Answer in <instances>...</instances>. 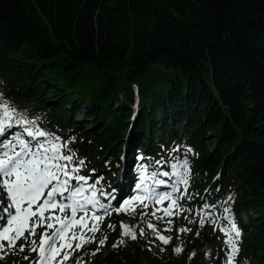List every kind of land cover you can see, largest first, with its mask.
<instances>
[{
  "label": "trees",
  "instance_id": "16d2710c",
  "mask_svg": "<svg viewBox=\"0 0 264 264\" xmlns=\"http://www.w3.org/2000/svg\"><path fill=\"white\" fill-rule=\"evenodd\" d=\"M156 65L172 73L141 102L130 89L128 101L109 104L106 91L90 96L70 85L87 67L140 77ZM0 96L67 142L70 167L83 159L79 174L103 179L104 192L116 190L119 199L141 175L158 180L184 160L193 167L166 254L153 255L141 241L148 208L116 213L118 197L103 196L111 219L100 233L112 246L84 252L82 264H226L217 229L199 226L212 215H231L241 230L235 264H264V0H0ZM121 222L137 228L136 240L121 236Z\"/></svg>",
  "mask_w": 264,
  "mask_h": 264
},
{
  "label": "snow or ice",
  "instance_id": "6c2138e0",
  "mask_svg": "<svg viewBox=\"0 0 264 264\" xmlns=\"http://www.w3.org/2000/svg\"><path fill=\"white\" fill-rule=\"evenodd\" d=\"M14 126L20 127L23 132L13 134L12 138L6 141H0V221L3 222L0 224V260L10 254L23 253L27 248L29 253L36 254L34 260H30L27 255L24 256V260L29 261V264H66L76 252L90 243L97 244L96 250L91 253L96 255L108 237L104 236L97 241L95 234L101 231L105 216L111 215L109 211L111 205L100 203L94 185L91 196H85V192L88 191L85 187L87 178L78 175L84 160L79 159L77 166L70 167L75 152L70 149L67 152L62 151L67 148V142L61 144L59 137L40 129L35 120L18 114L15 108L0 96V136L5 135L6 131ZM24 135L30 140H25ZM183 167L187 169V160L184 161ZM189 174L185 172L177 181L184 186V194L187 192ZM162 175L167 176L168 173ZM140 179L143 183L144 177ZM73 180L76 181V186L71 184ZM163 183L162 180L156 181V185ZM140 187L141 185L138 184L137 188ZM177 191L179 189L175 184L172 185L171 192L165 193H158L155 186L151 190L144 187L143 195L124 200L112 211L134 215L138 204L143 205L144 208L149 207L146 200L155 204L168 201L166 208H157L151 213L141 214L142 220L148 215L163 220L164 217L179 214L182 210V205L178 203V199L182 197L173 198V194ZM65 193L68 195L65 196ZM102 195L107 199L111 194L102 193ZM57 197L60 199L58 200ZM229 199L231 200V197ZM89 205L102 214L97 215L96 211H91L89 214L87 207ZM204 207L209 208L208 205ZM158 211H162L163 216H157ZM225 211L231 213L230 208H226ZM78 212L82 213L79 218H77ZM224 219L228 221L229 226L219 230L226 237L224 242L227 246L226 262L235 264L240 252L241 230L231 215L225 216ZM206 222L214 223L215 219L209 220L207 216H202L199 226L203 228ZM167 223L171 225L172 221L168 220ZM107 227L115 230L116 226L109 224ZM119 227L122 237L137 239V231L134 227L123 222ZM147 228L163 245L171 242L172 237L162 235L154 224L147 223ZM37 229L42 231L38 233ZM171 230V228L165 229V231ZM178 231L184 233L190 229L181 228ZM195 234L199 235V232ZM139 235H145L143 228L140 229ZM21 240L24 243L18 244ZM124 243L125 240L120 239L113 244V247H119ZM160 250L164 251L163 248ZM182 251L183 248L180 246L173 248V253L176 255ZM194 255L195 253H191L189 258ZM76 264H82V261L77 260Z\"/></svg>",
  "mask_w": 264,
  "mask_h": 264
},
{
  "label": "rangeland",
  "instance_id": "374dc122",
  "mask_svg": "<svg viewBox=\"0 0 264 264\" xmlns=\"http://www.w3.org/2000/svg\"><path fill=\"white\" fill-rule=\"evenodd\" d=\"M76 73L78 74V77L73 78V80L71 81L70 85L76 89V90H80L81 92L88 94V95H92L91 92L94 93H102L103 91H106L103 95V99L106 103H113V102H120V101H128V97L129 95V89L130 90H134L135 94H134V99L136 100V102H141V100H143V98L145 97V94L143 93L144 90L146 88H150L154 81L157 80L160 77H163V79L165 78V76L171 74L172 72H168L167 74L164 75L163 72V68L159 65L154 66L150 72L146 73L145 75H142L140 77H130L128 71H123L121 74H116L113 75L110 72H106L104 69L102 68H92V67H87L83 72L80 71H76ZM81 73V74H80ZM156 89H151L148 96L152 95L153 92ZM82 117L78 116L77 120H81ZM88 126H90V124H88ZM14 131H18L21 130V133L23 132V129H21L18 126H14L13 127ZM185 161V160H184ZM183 161V164H184ZM187 169L185 167H182L177 170L176 172H173L170 175H162V173L160 174V178L158 180H162L164 181L163 184L161 185H156V181L153 178H146L143 183H138L139 185H141V187L138 189L137 185H136V189L133 191V193H131L129 196H124L122 198L119 199V193L115 190L114 193H112L110 196H108V198L106 199V201L108 203L112 202L113 200H115L116 197H118V200H116L117 205L119 206L124 200L126 199H133L135 196L137 195H143L142 189L144 187H147L149 190H151L154 186H155V190L158 193H165V192H171L172 189V185H176V187L179 189V191H177L176 193L173 194V198H179L182 197V195H184V186L182 184H178L177 181L180 179L181 176L184 175L185 172H189L191 173L193 170L192 165L190 164V162L187 161ZM176 173H179V175H176ZM121 172L119 174H117L116 179L119 181L121 179ZM78 175H80L78 173ZM84 176V175H83ZM144 177V175H141V177ZM189 176L188 175V180H189ZM87 178V184L85 185L86 188H88V191L85 192V196H91V193L93 191V185H94V189L96 190V195H97V199L100 201L101 203V197L105 196L102 195V193L106 194L104 192V188L103 186H101V183L103 181V179H99L98 176L92 177V176H85ZM92 179L95 180L94 183H92ZM74 183L73 185L76 186V181L73 180ZM168 185V188H166V186ZM159 188H162L160 191H158ZM189 191L186 192V194H188ZM185 194V195H186ZM68 193H65V196H67ZM114 197V198H112ZM57 199L59 200L60 197H57ZM183 200V197L178 199V203L180 205H182V210L179 212V214H175L171 217H164L163 220H157L155 217H152L151 215L147 216V219L144 221V232L145 235L144 236H140L141 237V241H144V245L151 250L153 255H157V257H161L164 254H166L172 247L174 241L176 240V221L177 219L182 215L181 213H183V207L184 205L181 203V201ZM66 202H70V201H66ZM106 202V203H107ZM146 203L149 204L148 207V213H151L152 211H154L155 209L159 208V209H163L166 208L168 206V201H165L163 204H155V203H151L149 201H145ZM117 206V207H118ZM89 208V214H91V211H96L97 215L102 214L101 211H98L96 209H94L91 205L87 206ZM144 208L143 205H137L136 206V213L140 210ZM111 211V210H109ZM135 213V214H136ZM59 214V213H57ZM66 214H70V213H66ZM134 214V215H135ZM209 214V213H208ZM64 215V214H61ZM82 215V213L78 212L77 213V218H79V216ZM157 216H163V212L162 211H158L156 213ZM132 216V215H131ZM244 222H247V216L245 214H243L242 216ZM111 219V215H107L105 216L102 224H101V231L104 228L105 223H109ZM209 220L215 219L214 223H208L209 226L213 227L214 229H217V232L220 234L221 240L224 243L226 240V237L224 236V234L219 230L222 227H228V222L227 221H221L218 218H215L213 215L212 216H208ZM168 220H171L172 223L171 225H169L167 223ZM152 223L155 225V227L160 231V233L162 235L165 236H170L172 237L171 242L168 245H163L159 240H157L155 238V234L147 228V223ZM91 225V222H89ZM129 226L134 227L135 229H137L134 225L132 224H127ZM167 228H171V231H165V229ZM100 231V232H101ZM97 232L95 234V238L97 241H99L100 239L103 238V235ZM89 235H91V233H89ZM19 243H24L23 240L19 241ZM225 247V258L227 255V246L225 245V243L223 244ZM112 246V242L110 243H106L104 244V246H102L100 248V250H102L104 253L108 250L109 247ZM97 248V244L96 243H90V244H86L83 249H81L80 251L76 252L67 262L66 264H76L77 260H80L81 256L84 254V252L86 251H95ZM163 248L164 251H161L160 249ZM212 254H213V250H209L208 255H207V261L210 262L212 259ZM24 256L26 255H22V253L19 254H10L7 255L3 260H0V264H29V261L24 260ZM27 256L30 257V260H34L36 258V254L35 253H30L27 254ZM227 264V263H226Z\"/></svg>",
  "mask_w": 264,
  "mask_h": 264
}]
</instances>
